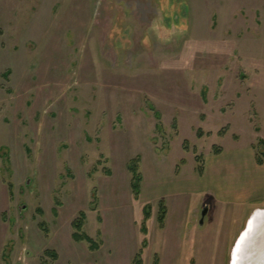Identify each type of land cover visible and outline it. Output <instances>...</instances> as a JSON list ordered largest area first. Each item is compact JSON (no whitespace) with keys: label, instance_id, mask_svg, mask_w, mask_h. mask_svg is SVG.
Returning <instances> with one entry per match:
<instances>
[{"label":"rangeland","instance_id":"obj_1","mask_svg":"<svg viewBox=\"0 0 264 264\" xmlns=\"http://www.w3.org/2000/svg\"><path fill=\"white\" fill-rule=\"evenodd\" d=\"M0 162L3 264H231L264 210V0H0Z\"/></svg>","mask_w":264,"mask_h":264},{"label":"water","instance_id":"obj_2","mask_svg":"<svg viewBox=\"0 0 264 264\" xmlns=\"http://www.w3.org/2000/svg\"><path fill=\"white\" fill-rule=\"evenodd\" d=\"M208 211L206 206L202 211L201 224ZM231 264H264V210L255 211L248 220L234 246Z\"/></svg>","mask_w":264,"mask_h":264},{"label":"trees","instance_id":"obj_3","mask_svg":"<svg viewBox=\"0 0 264 264\" xmlns=\"http://www.w3.org/2000/svg\"><path fill=\"white\" fill-rule=\"evenodd\" d=\"M140 163H141V158L139 156H137L136 158L131 159L127 165L128 170L130 171V173L132 175V184H131L132 190H133L135 197L137 199L141 196L142 181H143V176H142V173L140 171ZM199 173L201 175L204 174V168H200ZM145 215H146L145 220L149 219V217H150L149 206L145 207ZM166 216H167V207H166L165 202L162 200L161 201V210H160V215H159V221L161 224H163L165 222ZM84 219H85L84 215L81 214L80 218L77 219L73 223L74 227L76 228V232L73 234V238L77 242L87 241V242L91 243V248L95 250L98 248L97 242H95L94 239L91 238L89 235L82 232V226H83ZM140 257H141V252L137 254V256L135 258V264L141 263Z\"/></svg>","mask_w":264,"mask_h":264},{"label":"crops","instance_id":"obj_4","mask_svg":"<svg viewBox=\"0 0 264 264\" xmlns=\"http://www.w3.org/2000/svg\"><path fill=\"white\" fill-rule=\"evenodd\" d=\"M9 190L2 180L1 162H0V264H3V257L7 246V239L10 231V225L6 220V212L9 209L10 203Z\"/></svg>","mask_w":264,"mask_h":264},{"label":"bare ground","instance_id":"obj_5","mask_svg":"<svg viewBox=\"0 0 264 264\" xmlns=\"http://www.w3.org/2000/svg\"><path fill=\"white\" fill-rule=\"evenodd\" d=\"M260 232V230L258 231V233ZM237 255V254H236ZM238 257V256H237Z\"/></svg>","mask_w":264,"mask_h":264}]
</instances>
